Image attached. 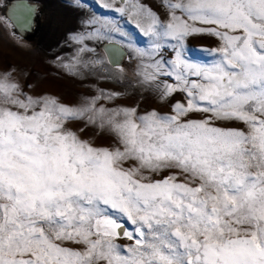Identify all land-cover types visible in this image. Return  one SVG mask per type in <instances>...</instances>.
<instances>
[{
    "label": "snow or ice",
    "instance_id": "obj_1",
    "mask_svg": "<svg viewBox=\"0 0 264 264\" xmlns=\"http://www.w3.org/2000/svg\"><path fill=\"white\" fill-rule=\"evenodd\" d=\"M86 5L71 0L60 70L131 75L168 111L103 88L67 102L0 70V264H264V0H99L142 44ZM40 10L0 0V28L23 36Z\"/></svg>",
    "mask_w": 264,
    "mask_h": 264
},
{
    "label": "rangeland",
    "instance_id": "obj_2",
    "mask_svg": "<svg viewBox=\"0 0 264 264\" xmlns=\"http://www.w3.org/2000/svg\"><path fill=\"white\" fill-rule=\"evenodd\" d=\"M98 2L99 0H87V11L94 12L97 18L114 20L119 23L121 28L130 33V39L135 37L134 43L137 41L143 43V38L136 34L134 28L125 24L118 16L113 17L112 13L98 7ZM70 3L71 0H40L44 19L32 40L12 34L11 28L7 30L0 28V70L8 66L16 67L21 70L18 73L21 82L34 85L31 91L56 94L67 102H75L83 96L91 95L92 90L103 88L121 91L122 96L116 103L122 106L139 105L140 111L155 108L162 113L167 112V107L162 106L154 96L134 88L135 80L131 75L128 76L127 80L117 83L112 80L97 78L95 75L87 79L83 77L75 79L60 70L53 57L58 52H62L65 57H71L74 46L66 44L64 36L69 31L79 27L80 14L70 6ZM53 27L56 28L53 29ZM59 36H63V38H58ZM211 44L212 41L209 39L193 38L189 41L188 47L200 49L207 48ZM90 46L97 48L96 56L102 58L105 62L104 66L109 72H112L113 69L107 65L106 52L103 48H99L97 45ZM197 55L203 60L208 59L204 52H198ZM133 65L134 60H130L128 57V63L123 66L130 73ZM81 135L86 139L93 140L97 145L107 146L110 143L109 137L97 135L91 128L86 129L85 133ZM120 243L128 242L120 241Z\"/></svg>",
    "mask_w": 264,
    "mask_h": 264
},
{
    "label": "bare ground",
    "instance_id": "obj_3",
    "mask_svg": "<svg viewBox=\"0 0 264 264\" xmlns=\"http://www.w3.org/2000/svg\"><path fill=\"white\" fill-rule=\"evenodd\" d=\"M43 8L41 7V10H40V13H39V16H38V18H37V27H36V29L34 30V31H31V32H29L27 35H25V36H21V35H19V34H16V35H18L19 37H27L29 40H32L34 37H35V35H36V32H37V28L39 27V26H41V24H42V22H43ZM56 27H53V29H55ZM26 38V39H27ZM58 38H63V36H59ZM103 46H99V48H102ZM108 50H111V48H109ZM106 52V51H105ZM107 60V59H106ZM128 63V57H127V59L125 60V62H123V65L124 64H127Z\"/></svg>",
    "mask_w": 264,
    "mask_h": 264
},
{
    "label": "water",
    "instance_id": "obj_4",
    "mask_svg": "<svg viewBox=\"0 0 264 264\" xmlns=\"http://www.w3.org/2000/svg\"><path fill=\"white\" fill-rule=\"evenodd\" d=\"M28 33H29V32H28ZM28 33L24 34L23 36L27 35ZM102 48H103L104 51H106L104 47H102ZM109 48H111V45H109ZM121 55L123 56V60L121 61L122 65H123V62H125V60H126L127 57H128V55L126 54V48H125L124 50L121 51ZM106 59H107V61H106V62H107V65H108L110 68H112L111 64L108 63V56H107V54H106Z\"/></svg>",
    "mask_w": 264,
    "mask_h": 264
}]
</instances>
